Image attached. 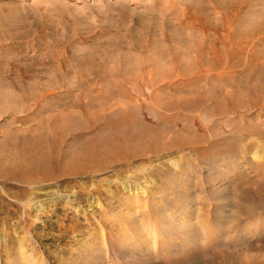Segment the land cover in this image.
Here are the masks:
<instances>
[{
    "label": "rangeland",
    "instance_id": "374dc122",
    "mask_svg": "<svg viewBox=\"0 0 264 264\" xmlns=\"http://www.w3.org/2000/svg\"><path fill=\"white\" fill-rule=\"evenodd\" d=\"M192 4H200V7L204 4L211 12L222 29L215 33L216 38L211 32L205 33L202 30L200 19L192 14L195 11L191 9ZM239 18L251 20L253 25H264V0H0V96L7 88L6 93L10 94V98L0 97V146L5 141L7 132L11 135L16 129L27 130L38 121L39 116L35 112L40 105L50 103L48 105L53 107L52 112H45L44 115H55L60 110L62 112L65 110L64 106L72 101L73 106L67 105L68 109L72 107L70 110L80 111V104L86 102V85L81 79L86 67L82 68L76 61L88 56V53L94 56L98 53L96 58L100 60L99 55L110 50L112 45L111 52L114 58L117 57L116 60H119L121 52L129 49L134 55V61L138 63L147 53L137 50V41L146 37L148 48L151 41L159 42V52L170 67L173 55L171 46L174 44L185 47L191 43L190 46L195 49L185 57L194 64L202 51L198 48L199 44L203 51L212 56L220 54L218 52L227 43L223 33L227 30L228 21L234 26ZM4 25H8V34L5 35L1 34ZM173 31L177 33L176 37ZM213 37L216 43L211 45ZM257 37H264V33ZM114 62L117 63L115 60ZM197 67L196 70L199 69ZM218 70L211 72L216 73ZM139 72L142 73L137 70L130 75L133 79L123 81L143 94L145 91L151 92L152 89L145 86V79L140 78ZM150 72L152 73L149 67L145 73L147 79L152 77ZM199 73L204 75L206 71L197 72ZM171 77L163 78L172 82L180 80V76ZM116 78L114 75L93 76L90 83L92 87H96L93 94L99 96L105 83ZM165 80L162 79L159 85H163ZM38 83L41 85L40 89L45 91L39 90ZM202 84L209 86L204 81ZM44 86L47 88H43ZM26 92L35 95L39 99L35 98L37 103L34 98L26 97ZM138 102L142 103V100L138 98ZM53 104L57 105L56 109ZM199 113V110L193 112L196 115L193 119ZM27 115L32 120L26 121ZM197 118L194 128H197V133H205L206 136L212 135L213 125H220L222 129L224 125L228 130L232 127L229 121H235L238 127L258 128L260 136L248 134L245 140L254 141L258 146L248 150L247 145H244L242 152L239 148V151L231 153L228 150L232 144H226L222 139L210 138L212 141L209 144L205 142L201 146H214V149L210 148L213 152L216 148L220 149L223 158L197 168L194 161L197 155L190 154L188 147L160 159L147 152L144 155L146 160L150 157L157 159L155 163L163 160L165 166L166 163L169 165V174L164 176L161 188L151 180L147 171H141L143 167L149 169V160L133 161L127 169L122 170L115 165L116 168L112 166L109 171L96 172L93 177L66 176L55 178L54 182L51 179V182L41 180L20 185V182L2 179L0 176V264H264V206L257 205L260 196L264 199V166L261 169L255 163H264V108L243 106L223 113L215 110L210 116ZM181 120L178 122H189L188 119L186 122ZM209 123L213 124L210 126ZM15 138L13 135L8 140L9 144ZM243 143L244 141L235 145L240 147L241 144L242 147ZM171 158L178 159L181 165L176 167ZM159 165L161 166L160 163ZM139 167L141 168L137 171ZM182 172L187 173L184 175ZM231 177L233 178L230 180ZM239 178H243V181L252 178L247 184L252 189L251 198L254 200L251 201L256 207L250 215L243 207L244 191H241L243 196L240 194V198L237 197L241 190L238 187ZM120 181L125 183L120 185ZM124 185H128L131 190L124 189ZM144 187L146 190H143ZM97 188L104 191L99 192ZM161 189L167 191L165 195ZM183 196L185 200L182 199ZM187 196L195 197L194 204ZM179 198L181 202L178 201ZM215 204L219 206L217 212L210 213L209 209L212 210ZM158 208H161L162 214ZM193 211L195 217L191 219ZM234 211L237 220L220 237V248L213 249L210 243L201 245L199 250L194 246L192 251H184L185 253H180V247L165 248L164 242L176 243L177 240L171 238L168 226L163 227L165 219L175 224V229L182 227L183 232L190 231L193 222L200 235L206 236V226L208 231L210 226L214 228L221 225L224 221L220 220ZM130 215L135 219V224L126 220ZM181 219L185 222L189 219V228L188 223L184 227L179 225ZM166 254H170V258Z\"/></svg>",
    "mask_w": 264,
    "mask_h": 264
},
{
    "label": "bare ground",
    "instance_id": "6f19581e",
    "mask_svg": "<svg viewBox=\"0 0 264 264\" xmlns=\"http://www.w3.org/2000/svg\"><path fill=\"white\" fill-rule=\"evenodd\" d=\"M193 2L194 1H192V3ZM198 5H191V9L195 10L192 11V14L200 19L202 30L205 33L211 32L215 36V33H219L221 28L217 25V21L215 22L213 19L211 12L204 7V4H202L201 7L200 4ZM168 23L171 24V22ZM4 26L5 27L1 30V34L5 35L8 34L6 32L8 25ZM173 33L175 32L173 31ZM260 33H264L263 24L253 25L251 20L248 21V19L242 18L234 26H231L228 21L227 30L223 33V37L225 36L224 39L226 38L225 42L227 43L223 45L221 52H218L220 54L212 56L211 53L203 51L201 44H199L200 46L198 48L202 51L199 53L197 59L195 58L197 63L194 61V64L193 61L191 62L185 57L191 53L192 49H195L190 46L191 43L187 44L185 47H178L174 44L171 46V53L173 55L170 58V62H172V66L170 67L167 64L169 62H165L163 54L159 52L161 49L159 42L156 40H153V42L151 41V43H149L150 48H148V42L147 40L145 41L146 37L137 41V50L147 53L146 55H144V53L142 54L144 55V57L142 56L143 58H141L143 60H141V62L139 60L138 63L134 61V55L129 52V49L127 52H121L118 57L119 60H116L117 57L115 56L114 58V54L112 53V45L110 50L104 49L105 51L102 52V55H99V57L101 56L100 60L96 58L98 57V53L96 56L88 53V56H84L82 59H77L76 62L78 65L86 67V69L82 71V74L80 73L81 79L86 85L84 96L86 102L81 103L82 100L80 102V107L78 106L79 109L81 108L80 111H75V105L73 107L75 110H70L72 107L68 109L67 105H71L74 102L71 100L72 103H66L67 105L64 106V111L61 112L60 110V112L58 111L59 113L55 115H44L45 112L53 111V107L48 105L50 103L40 105V107L38 106V111L35 112V114L39 116V119L33 126L27 130L16 129L17 131L13 132L11 135L7 132L5 141L0 146V176L2 179L5 178L7 180L20 182V185H22L21 183L30 184L41 180L50 181L51 179H53L52 182H54L55 178L59 179V177L63 178L66 176L93 177L96 172H104V170H108L112 166L115 167V165H118L117 168L122 170L124 168L127 169L131 162L134 163L133 161L145 162L149 160V169L143 167L141 171H147L148 175L151 176V180L160 187L163 179H165L164 176L169 174V165L166 163L165 166V162L159 160V163L161 164L160 166L159 163H155L157 159L150 157L146 160L147 158H144L146 157L144 155L147 152L153 153L156 157H159L158 159H160L162 156H169L171 152L176 150L177 152H181L188 147L190 149V154L197 155L196 158H194V161H196L195 167L197 168L207 164L210 165L211 161L223 158L220 154V149L216 148V151L214 150L213 152L210 148L214 149V146H201L205 142L209 144V142L212 141L210 138L213 139L214 137L215 139H222L226 144H232V147L228 150L231 153H233L234 150L239 151V148L242 152L244 145H247L248 150L254 149L255 147L257 148L258 145L256 146V142L254 143V141L251 140L245 141L248 134L254 133L259 136L261 135L258 128L253 126V128H250V126L244 128L240 125V127H238V125H235V121H229V125L232 126L229 128V131L224 125H222L224 129H222L220 125L211 126L213 123H209L212 135L206 136L205 133H197V128H194V124L195 121H198L197 117L210 116L215 110L223 113L226 110H238L243 106H247V108H249V106H260V108H264V37H261L263 39L258 38L257 36H259ZM172 34L171 36H173ZM176 35L177 33L174 34L175 37ZM256 37L258 39H256ZM182 38H184L183 35ZM215 38L213 37L211 45L215 42ZM158 53H160L159 56L156 55ZM114 60L117 61V63H115ZM196 65L199 66L198 70H196V68H198ZM149 67L152 71V73L150 72L149 74H151L152 77L147 79L145 73L146 69H149ZM217 69L221 71L218 72V70L216 73L211 72L212 70L215 71ZM137 70H141L142 73L139 72L140 78L145 79V86L152 89L151 92L147 93L145 91L143 94L141 93L142 91L139 92L138 90L131 88L130 84L128 86L125 82L127 80L129 81L130 78L133 79L130 75L133 73L135 74ZM202 70L206 71L204 75H201L200 73L197 74V72ZM97 75L102 77L117 76L112 82H107L108 84L105 83L99 96L94 95V91L96 90H94V88L96 87H92L90 84L93 76ZM173 75L180 76V80L177 82L173 80L174 82H172L168 79L170 82L165 84L168 80H165L163 77H171ZM162 79L165 80V82L162 81L164 84L159 85ZM202 81L206 82L209 86H204ZM40 84H42L41 81ZM40 84L37 87H39V90L41 91ZM43 88H47V86H44ZM7 89H4L1 92L2 96L8 97L10 95L9 93H6ZM42 91H45V89ZM28 94L30 93L26 92V97L36 98L35 95L34 97L32 94ZM68 94H70V92H68ZM140 94H142V96ZM138 98L142 100V103L138 102ZM4 99L5 98L2 100ZM36 99L35 102L37 101ZM58 99V101H61L60 98ZM68 100H70V98ZM53 106H55L54 109L57 108V105L53 104ZM197 110H199L200 113L195 119H193V117L196 116L193 112ZM172 111L177 112L175 113ZM150 113L153 114V116H151ZM240 116L241 115H239V118ZM179 119L185 120V122L188 119L189 122L183 124L184 121L180 123L178 122ZM30 120H32V117L27 115L26 121ZM13 135H15L17 139L15 138V140L9 144L8 140L12 139ZM243 141L244 143L242 147L241 144L240 147L235 145ZM236 154H238V152H236ZM170 160H172V163L176 167L181 165L179 164L178 159L173 160V158H171ZM255 163H257L256 166L261 167V169L264 166V163ZM140 168L141 167H139L137 171H139ZM116 171L118 173L117 169ZM133 173L134 172H132V174ZM182 173L185 175L187 172ZM120 176L119 178L121 179ZM232 178L233 177H231L230 180ZM246 179L247 181H250V179L252 180V178ZM234 180L235 179H233V181ZM243 180V178L238 179V187L241 190H239L237 197L240 198L241 191H244L243 195L245 200H243L242 203L244 204L243 207L246 211L250 212V215L251 212H254V207L256 206H254V203L251 201L253 199V197L251 198L252 189H249L251 188L248 187L249 183L247 184V181ZM79 182L81 181L79 180ZM83 182L85 181L83 180ZM124 183L125 182H123V184ZM123 184L121 183L120 185ZM117 186L118 185H116V187ZM124 189L131 190L128 185H124ZM165 189H163L164 191L161 189V192H164V195L167 192H165ZM102 190L103 189L101 188H97V191L99 192ZM139 190H141V188H139ZM143 190H146V188ZM85 192L88 193L86 190ZM90 192L91 191H89V193ZM184 197L185 196L182 198L183 200H185ZM189 198H191L193 202L191 200L189 201L194 204L195 197ZM178 201L181 202V199L179 198ZM257 205L264 206L263 197L260 196ZM218 208V204H215L212 210L208 209L210 213H214ZM158 209L160 214H162L161 208ZM179 211H181V209ZM235 212L236 211L232 212V214L228 217L226 216V218L223 217L220 222H222V220L224 222L221 223V225L219 224V226H214L215 229L210 226L211 229L206 231V226V236L203 234L200 235L196 224L193 222H190V226L189 219L187 220L188 222H185L184 219L179 220V225L187 226L188 223L187 228L190 226V231L183 232L181 226V228L175 229L173 226L175 224L169 221V219L164 218L165 225L163 227L166 228V226H168L167 231L171 233H169L171 238H177L178 241L176 240V243L164 242L163 244H166L167 246L169 245L168 247L164 245L165 248L168 249H176L180 247V253L182 251H192L191 248L194 246L199 250L201 249V245L209 243L213 249H218L221 247L220 245L222 243L220 237L226 234L231 223H234L237 220V214ZM194 214L195 212L190 215L191 219L195 217ZM162 216L161 218H163ZM126 220L129 222L132 221L135 224V219H133L131 215L127 216ZM161 227L162 226H160V229ZM145 245H147V243H145ZM149 247L151 248V243H149ZM166 256L170 258V254H166Z\"/></svg>",
    "mask_w": 264,
    "mask_h": 264
}]
</instances>
